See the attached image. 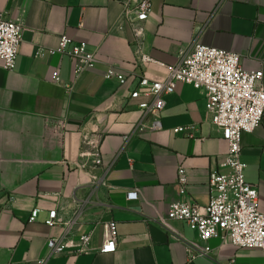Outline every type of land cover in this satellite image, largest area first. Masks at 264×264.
<instances>
[{"label": "crops", "instance_id": "1", "mask_svg": "<svg viewBox=\"0 0 264 264\" xmlns=\"http://www.w3.org/2000/svg\"><path fill=\"white\" fill-rule=\"evenodd\" d=\"M125 1L0 0V12L23 25L15 69L0 59V264H38L48 256V239L67 229L45 223L53 209L64 223L82 212L66 235L72 246L47 264H264L263 250L238 249L219 238L202 257L196 231L181 221L161 224L174 202L208 205L210 173L225 172L220 164L228 144L204 92L179 83L165 96L163 128L136 133L143 116L138 104L146 97L130 98L142 75L163 79L162 63H177L195 41L238 53L245 69L264 71V0H151L148 19L139 23L143 51L153 59L147 63L137 61L133 25L118 27ZM64 35L98 55L94 69L76 77L67 54H51ZM111 65L138 74L121 85L104 77ZM56 72L71 90L54 81ZM178 127L187 130L176 133ZM85 134L101 135L103 166L81 158L90 150ZM241 159L264 213V121L243 135ZM105 166L111 167L107 185L95 189L93 176ZM180 166L188 176L185 194L177 185ZM130 191L138 197L129 200ZM37 208L38 219L30 222ZM110 220L118 224V248L95 251ZM91 232L93 251L77 253L79 237Z\"/></svg>", "mask_w": 264, "mask_h": 264}, {"label": "built area", "instance_id": "2", "mask_svg": "<svg viewBox=\"0 0 264 264\" xmlns=\"http://www.w3.org/2000/svg\"><path fill=\"white\" fill-rule=\"evenodd\" d=\"M231 1V0H228ZM119 21V29L126 22L133 25L135 35L137 61L147 63L153 59L142 48L144 29L139 23L148 19L151 11V0H126ZM23 25L0 12V59L4 68L15 69L22 43ZM39 49L37 55L44 53ZM51 54H67L75 63V75L94 69L100 62L98 55L87 49V44L79 43L64 35L59 48L51 50ZM241 55L223 49L207 46L199 41L186 51H183L175 64H164L167 73L163 79H151L142 75L138 88L130 94L131 99H140L138 104L143 116L134 133L143 129L161 130L163 128L160 113L166 106L165 96L173 94L179 83H188L202 90L206 96V108L212 116L213 124L220 129L223 139L227 141L228 151L220 167L225 172L214 170L209 176L211 190L210 202L206 206L185 201L171 204L167 217L161 219L164 227H170V221L184 222L191 230L196 231L204 247L197 255L209 257L211 247L209 241L219 238L223 242L230 241L238 249L257 248L264 251V213L259 207V189L246 179L247 165L241 159L243 152V135L254 132L264 121V71H250L241 63ZM137 71L125 72L116 66H109L104 77L115 80L121 85L135 78ZM54 81L65 86L59 73H54ZM151 119V122L148 121ZM186 127H178L176 133L184 132ZM127 137L126 139H128ZM101 135H84L83 144L90 150H83V159H91L95 167L104 165L101 153ZM84 165L82 164L81 167ZM111 167H103L100 176H93L95 189L107 185L106 178ZM177 185L180 193H187L188 176L185 167L178 170ZM129 200L138 197L137 191H130ZM90 199L87 202L90 203ZM85 205L81 207L84 209ZM40 210L31 212L29 221L38 219ZM82 211L69 223L62 222L57 209L50 211L45 223L49 227L67 226L65 233L59 237H51L47 241L48 256L38 260V264H47L49 257L65 253L72 245L66 240V235L80 217ZM103 243L95 251L103 253L115 252L118 248L119 231L115 220L102 224ZM93 234L86 233L79 237L77 253H89L92 249Z\"/></svg>", "mask_w": 264, "mask_h": 264}]
</instances>
